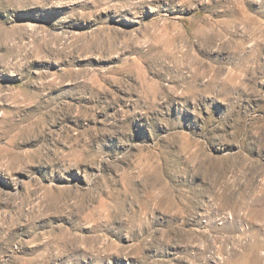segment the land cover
<instances>
[{
  "label": "rangeland",
  "instance_id": "1",
  "mask_svg": "<svg viewBox=\"0 0 264 264\" xmlns=\"http://www.w3.org/2000/svg\"><path fill=\"white\" fill-rule=\"evenodd\" d=\"M0 264H264V0H0Z\"/></svg>",
  "mask_w": 264,
  "mask_h": 264
}]
</instances>
